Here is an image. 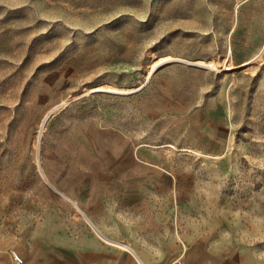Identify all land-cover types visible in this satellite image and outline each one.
<instances>
[{
  "label": "rangeland",
  "instance_id": "rangeland-1",
  "mask_svg": "<svg viewBox=\"0 0 264 264\" xmlns=\"http://www.w3.org/2000/svg\"><path fill=\"white\" fill-rule=\"evenodd\" d=\"M136 153L264 255V0H0V216L96 232Z\"/></svg>",
  "mask_w": 264,
  "mask_h": 264
},
{
  "label": "crops",
  "instance_id": "crops-1",
  "mask_svg": "<svg viewBox=\"0 0 264 264\" xmlns=\"http://www.w3.org/2000/svg\"><path fill=\"white\" fill-rule=\"evenodd\" d=\"M105 165L112 180H103L101 206L89 211L96 232L57 213L32 224L0 216V264H264L227 221L185 215L194 207L183 175L137 153Z\"/></svg>",
  "mask_w": 264,
  "mask_h": 264
},
{
  "label": "built area",
  "instance_id": "built-area-1",
  "mask_svg": "<svg viewBox=\"0 0 264 264\" xmlns=\"http://www.w3.org/2000/svg\"><path fill=\"white\" fill-rule=\"evenodd\" d=\"M12 254L17 262H20L22 260L21 256L18 254L16 250H12ZM172 264H190V263L185 259H177Z\"/></svg>",
  "mask_w": 264,
  "mask_h": 264
},
{
  "label": "bare ground",
  "instance_id": "bare-ground-1",
  "mask_svg": "<svg viewBox=\"0 0 264 264\" xmlns=\"http://www.w3.org/2000/svg\"><path fill=\"white\" fill-rule=\"evenodd\" d=\"M162 57V56H161ZM164 61V59H162V60H160L158 63H161V62H163ZM209 65V64H208ZM211 66H215V63H214V65L212 64ZM151 72V71H150ZM48 118V117H47ZM39 137V136H38ZM41 140V139H40ZM39 148V147H38Z\"/></svg>",
  "mask_w": 264,
  "mask_h": 264
},
{
  "label": "water",
  "instance_id": "water-1",
  "mask_svg": "<svg viewBox=\"0 0 264 264\" xmlns=\"http://www.w3.org/2000/svg\"><path fill=\"white\" fill-rule=\"evenodd\" d=\"M208 66V65H207ZM211 67V66H210Z\"/></svg>",
  "mask_w": 264,
  "mask_h": 264
}]
</instances>
